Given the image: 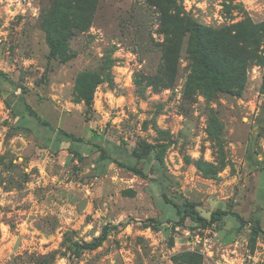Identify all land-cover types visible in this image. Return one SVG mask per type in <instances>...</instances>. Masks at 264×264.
Listing matches in <instances>:
<instances>
[{"label": "rangeland", "instance_id": "rangeland-1", "mask_svg": "<svg viewBox=\"0 0 264 264\" xmlns=\"http://www.w3.org/2000/svg\"><path fill=\"white\" fill-rule=\"evenodd\" d=\"M150 1L79 0L57 23L56 0H0V264H264V238L250 224L264 230V0L167 7L236 37L227 62L243 84L235 94L211 87L192 32H163ZM22 98L55 128L48 144L35 120L11 128ZM143 143L154 152L137 161ZM99 147L162 184L100 160ZM161 191L205 217L222 209L248 222L177 224ZM106 224L117 228L99 247L77 250Z\"/></svg>", "mask_w": 264, "mask_h": 264}, {"label": "trees", "instance_id": "trees-1", "mask_svg": "<svg viewBox=\"0 0 264 264\" xmlns=\"http://www.w3.org/2000/svg\"><path fill=\"white\" fill-rule=\"evenodd\" d=\"M74 2L79 3V0H56V4L53 11L54 21L57 22L62 18L68 10L73 9L72 4ZM151 4L157 7L161 13V25L163 28V32L168 35L178 34L180 35L182 32L191 31L192 37L190 42V52L198 57V65L201 67L207 77L209 78L211 87L216 91L227 92L231 94L238 93L242 89V82L239 80H235L230 77L229 73V61L230 57H233L234 49L233 46L237 49V39L235 36L230 35H222L218 36L215 32L204 29L201 25L193 22L192 19L184 16H180L179 14L170 13L167 9L169 4H174L173 0H151ZM80 4V3H79ZM81 7V5H80ZM50 30V26L47 27V40L52 53H55L56 49L59 46V42L56 41L55 37H52V33ZM177 35V36H178ZM209 37V38H208ZM240 39V43L242 44L243 40L238 35ZM209 39V40H208ZM237 46V47H236ZM226 55L223 63L220 64L215 61V54L221 53ZM169 60V57H166ZM226 64V66H225ZM241 70L240 66L235 68L236 72ZM1 74V73H0ZM85 82H88V79L85 76H80L77 80V84L80 87V90L83 94V97L87 103L90 105L91 103V95L86 93ZM262 88H264V82L262 84ZM14 92V91H13ZM9 92L3 91L2 96L6 98ZM7 102V99H4ZM8 103V102H7ZM19 110V111H18ZM16 109H11L12 116V124L11 128L14 129H27L26 121L27 120H35L36 124L44 127L47 130V142H50L51 134L55 133V128L52 127L48 120L41 118L37 112L28 104L23 98L20 104V107ZM62 139L68 141L71 146L73 144L83 143L81 137L76 136L73 133L61 131ZM61 140V139H60ZM57 141H59L57 139ZM141 151L132 152L131 156L134 157L137 161L143 160L151 157V153L154 152V149L149 146L147 143H143L141 145ZM75 154H79L78 150L73 151ZM99 158L100 160L111 159L113 162L117 163L118 166L127 169L133 174L143 178L148 179L149 181H155L158 184H162L158 178H153L148 175L142 167H138L135 164H128L118 161L115 157H111L104 148L99 147ZM161 195L165 203L169 204L170 207L174 210V215L176 217L175 221L177 224H182L186 219L194 222L195 224L206 227L211 226L217 221L224 219L227 216H232L236 222H238V226L242 227L248 221L243 219L238 213L233 211H226L222 209H215L210 212L209 217H205L200 214L197 210V204L187 199L186 197L176 195V196H168L167 193L161 191ZM251 224V234L253 236L261 235L264 238V230L259 226L258 222H250ZM117 225L106 224L102 227L98 236H96L90 242H84L81 245H78L77 250L79 249H95L99 247L102 242L107 238L108 232L110 230L116 229Z\"/></svg>", "mask_w": 264, "mask_h": 264}]
</instances>
